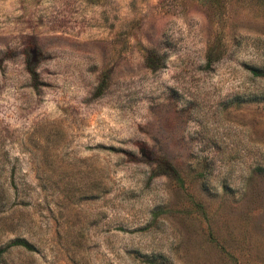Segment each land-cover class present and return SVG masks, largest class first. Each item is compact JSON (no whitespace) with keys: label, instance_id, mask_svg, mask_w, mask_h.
<instances>
[{"label":"rangeland","instance_id":"obj_1","mask_svg":"<svg viewBox=\"0 0 264 264\" xmlns=\"http://www.w3.org/2000/svg\"><path fill=\"white\" fill-rule=\"evenodd\" d=\"M252 68L264 0H0V264H264Z\"/></svg>","mask_w":264,"mask_h":264},{"label":"trees","instance_id":"obj_2","mask_svg":"<svg viewBox=\"0 0 264 264\" xmlns=\"http://www.w3.org/2000/svg\"><path fill=\"white\" fill-rule=\"evenodd\" d=\"M40 56V52L38 50H35L34 53L31 51H25V68L27 72L29 73L30 77L35 80L34 86H36V80H37V71H36V64L38 62V58ZM210 60L209 54L206 56V61L208 62ZM144 62L145 64L150 67L151 69L156 68L160 64V57L157 54V52L154 49H147L144 53ZM252 73L254 75L263 76L264 75V69H256L252 68ZM100 90V89H98ZM99 92V91H98ZM156 166L162 170V172H165L173 177H175L178 181L181 180L177 168L171 164L166 158L164 157H156ZM10 244H22L25 246H29L28 243L21 239V238H13L8 245ZM6 246L0 247V255L5 250ZM151 264H156L151 261Z\"/></svg>","mask_w":264,"mask_h":264}]
</instances>
